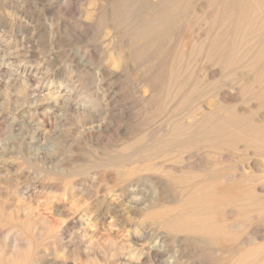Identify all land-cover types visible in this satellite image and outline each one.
Segmentation results:
<instances>
[{
  "label": "bare ground",
  "instance_id": "obj_1",
  "mask_svg": "<svg viewBox=\"0 0 264 264\" xmlns=\"http://www.w3.org/2000/svg\"><path fill=\"white\" fill-rule=\"evenodd\" d=\"M84 1H87L83 4L87 7L80 12L77 20L78 64L82 71L87 73L84 69L95 63L92 76L102 85L107 79L118 82L128 74L129 63H139L147 68V72L139 69L137 73L140 87H137L135 97L130 99L131 105L157 115L166 112L171 105L180 109L191 101L188 121L180 128L167 129L157 140L153 132H149L145 139L141 136L145 142L143 147L134 150L130 156L115 154L97 166L103 170H121L110 178L115 189L104 195L105 209L101 215L91 210L79 213L72 207L67 208L64 214L63 204L59 201L61 198L57 200L60 190L68 198V203H73L71 198L75 196L90 198L94 193L91 187L82 188L83 180L82 185L75 179L64 186L40 182L47 196L43 203L40 200L42 207L48 206L46 210L64 218L62 223L65 225L57 233L59 230L46 227L42 221L32 227L34 220L30 217L8 227L7 231H2L0 227V264L92 263L97 261L95 251L82 258L85 250L82 249L80 254V245L84 240L93 244L94 237L101 236V233L122 234L124 239L123 244L110 243L112 249L104 250V256L100 257L102 264H177L176 251L189 254L203 249L227 255L221 264H264V0ZM71 4L67 7L71 8ZM89 43L92 45L88 50ZM199 60L215 68L216 73L219 71L225 78L232 77L228 82L209 87L207 97L215 98L214 105H209L210 101L206 102L208 105L204 104L202 98L206 94L192 98L195 86L184 85L186 76L183 68L187 69ZM211 76V73L207 74L208 80ZM25 77L22 76V79L25 80ZM32 89L30 96H41V99L53 97L54 100H62L65 97L61 94V86L45 87L42 81H38ZM20 91L22 93L19 94L28 93L24 87ZM105 92L103 90L102 93ZM88 102L78 106V116L79 122L86 121L83 123L91 125L87 128L86 138L92 139L99 136L100 128L97 125L98 130H95L91 118L101 104L93 97ZM47 119L35 120L30 130L29 140L34 146L39 144L35 146L37 152L44 149L42 141L49 132ZM141 119L144 120V117ZM172 131L175 133L172 134ZM95 132H98L97 135ZM204 149L225 159H229L234 151L237 153V150L243 149L248 154L247 162L231 169H216L215 163L203 162ZM174 152L178 155L187 153L190 160H185L180 167H176L182 161L175 160L177 156L173 155L171 160H160ZM171 163L176 165L170 168ZM164 173L172 174V186H167L162 176ZM78 174L79 171H74L71 177ZM104 176L99 173L98 181ZM142 179L149 183L147 190L135 185ZM169 188L173 196L167 194L166 189ZM1 192L0 187V198L5 196ZM16 194L20 202L9 198L0 203V226L10 224L19 217L21 207L27 215L31 213L30 194L18 191ZM40 202L35 209L41 206ZM97 219L102 225L100 229L96 227ZM106 220L108 222L104 225ZM70 224L78 225L77 232H73L74 237L63 235ZM31 228L38 231L37 235L30 233L33 232ZM247 228L252 234L251 241L248 239L251 234L247 238L241 233ZM86 244L83 243V248H87ZM190 264L203 262L193 261Z\"/></svg>",
  "mask_w": 264,
  "mask_h": 264
},
{
  "label": "rangeland",
  "instance_id": "obj_2",
  "mask_svg": "<svg viewBox=\"0 0 264 264\" xmlns=\"http://www.w3.org/2000/svg\"><path fill=\"white\" fill-rule=\"evenodd\" d=\"M63 1L64 0H0V45L1 50L5 51H0V65L2 64L0 67V187L2 189V195L5 194L3 197H6V199L3 197L0 198V203L5 202L9 198L15 200L17 199L16 202H20L19 195L16 194L18 191L28 192V194H30V205L32 206V209H30L31 213L29 215H27V213L23 211V207H21L22 211L21 208L18 210V220L16 218L15 220L13 219L12 223L0 226L2 231H7L8 227L18 225V223H21L22 220H26L30 217H33L34 220V223L31 224L32 227L41 221L46 227H52L55 231L59 230L63 225H65L62 223L64 218L53 215V212L46 210L48 206L42 207V203L46 200L45 197L47 196L46 192L41 188L40 182H44L53 186H64V184H69L70 181L72 182L75 179L78 182L80 181V184L83 180V185L81 184L82 188L91 187L95 194L92 193L93 196L91 194L90 198L83 199L80 196H75L77 199L73 197L71 198L73 203H68V198L65 194H63V191L60 190L57 200H59L58 198H61L59 201L63 204L62 208L64 214L67 213V208L72 207L79 213H83L85 210H91L94 211L95 214L101 215L105 209V202L103 201L104 195H107V192L115 189V186H113L110 182V178H112L117 171L120 172L121 170L110 168L104 169L106 170L104 171L97 166L104 162L106 158L110 159L115 156V154L119 157L130 156L134 150L143 147L145 143L143 142V139L152 134V132L157 140L164 135L167 129L170 130L185 126L187 124L186 121H188L187 116H189V107L192 106L191 101L185 103V105H183L180 109H177V106L175 107L171 105L166 112L157 113L156 115V113L153 114V112L147 113L144 110L141 111L142 109H139V106L131 105L132 102L130 99L135 97L136 90L140 87L137 73L139 72V69L147 72V70H145L147 68H144V66L140 65L139 63H129V71L127 72L128 74L123 76L118 82L117 80L112 81L111 79H107L105 83L102 82V85L95 81V78L93 79L94 75L92 74V69L93 67L95 68V63L89 64V68H86L88 70L84 69V71L87 73L83 72L78 64V48H80V46L78 42L79 29L77 26V20L79 21L80 12H82V10L87 7L86 5H83L87 1L66 0L64 1V6L62 4ZM70 3L72 4L71 8L68 6L70 8L69 9L67 5H70ZM77 10H79V12ZM50 26H52L53 29H51ZM91 45L92 44L90 43L87 44V47L89 46L88 50L91 48ZM183 69L185 70L184 76H186L184 84L185 87L195 86V91L192 98L206 94L205 98H202L204 104H207L209 101V105L216 104L214 97H207V92L209 91V87L211 88V85L213 87V85L216 83L224 81L228 82L232 79V77H226L228 79L227 80L219 71L216 73L215 68H211L209 65L206 66V63H203L202 60L193 62L187 69ZM24 71L25 73H23ZM208 73L212 74L211 77L213 79H209L210 81L207 78ZM22 76L27 77H25V80H23ZM194 79L197 81L195 82ZM21 81L23 85L20 84ZM38 81H42V84L45 87L52 86L53 88L61 86V94L65 97L62 100L61 98L54 100L53 97L41 99V96H30L29 92L33 91L32 88H34ZM26 84L27 86H25ZM21 87H24V89L28 91L26 95L25 93L21 94ZM103 90L104 92L107 91L105 93H107L110 99L105 93V95L102 93ZM108 91H112V93H109ZM19 92L21 93L19 94ZM45 93L46 91H44L43 94ZM101 94L104 95V97L101 96ZM89 96L95 98L101 104L97 109L94 110L91 120H93V125L96 127L95 130H98V127L102 129H99L100 131L98 130L99 133L95 132V135L98 133L99 136L92 139L86 138L87 132H89L87 128H89L91 125L83 123L86 121L79 122L78 116V106L82 105V103L87 105V102L90 101L91 98H89ZM111 96L113 99H111ZM102 97L104 102L103 99H101ZM110 100L112 102L106 104V102ZM147 115H153L155 119L152 116L149 117ZM142 116L144 117V120L141 119L143 118ZM145 116L147 118V123L144 124V122H146ZM43 117L48 118L47 120L49 123L47 129L49 132L42 141V147L44 149H40L37 152L35 149L39 144L37 146L35 145V147L31 143V140H29L31 137L30 130L35 120H41ZM168 124L169 126H167ZM174 133L175 132L172 131V134ZM134 135H136V137ZM141 136L143 139H141ZM136 140L138 144L135 143ZM139 142L142 146L139 145ZM132 145H135L134 147H131L133 150L129 147ZM125 147L126 149H124ZM204 150L205 151H202L203 162L208 163L209 161V164L215 163L214 165L216 169H231L247 162L246 159L248 154L247 152L243 151V149L237 150V153L234 151L229 159L221 158L218 154L208 153V150ZM173 155L177 156V159L175 160L182 161L177 165L171 163V165H169L170 168H172L174 165H176V167H180V165L182 166L185 160H190L187 153L178 155L176 152L160 160H171L174 158ZM62 170L64 172H61ZM74 171H79V174L71 177V174H73ZM101 172L105 176L102 179L100 178V181H98L99 173ZM109 174L111 176H109ZM171 175L172 174L170 173H164L162 175L164 181L168 183V187L173 185V182L170 179ZM64 177L68 180L66 181ZM143 180L144 179L141 181L139 180L135 183V185H137L139 188L143 186L145 190H147L146 186L149 185V183ZM94 188H96L97 191L93 190ZM60 189L62 188L60 187ZM100 190L102 191L100 192ZM166 191L167 194L173 196L170 188L166 189ZM32 196L34 198H32ZM40 200H42V203ZM63 200H65V202ZM97 200H99V202ZM38 201L40 202L41 206L35 209V205ZM120 209H123V207ZM42 211L46 212L43 213ZM22 212L24 213L22 214ZM37 212H39V215ZM53 217L57 221H54L55 219ZM96 222V227L100 229L102 226L101 222L99 219H97ZM107 222L108 220L103 222L104 225ZM71 225L75 227H72ZM96 227H93L92 229H97ZM88 228L90 229V227H87V229ZM31 229V231L34 233H30L32 235L34 234V236L37 235L38 231L33 230V228ZM65 229L67 231L64 232V236L71 235V237H74L73 232H77L78 225L70 224ZM56 232L60 233V230ZM250 232V228L241 231V233H243L247 238L251 234ZM116 235L117 234L108 235L106 233H101L100 236V234H98L94 237L95 241L93 240V244H89V242L84 240L80 245L79 252L80 254H82L83 250L86 252L83 251V255H81V257L85 258L86 255L93 250V252L95 251L96 253V257L98 256L97 261L88 264H94L95 262L97 264H102L100 262V257L104 256V250L112 249L110 247L111 242H115L118 245L124 243L122 234ZM251 236L252 234L248 238L249 241H251ZM107 237L112 239V241H109ZM83 243L88 244L85 245L87 248H83ZM98 245L100 248H98ZM176 252L178 255H176ZM176 252L174 255L176 257L177 264H190L193 261L203 262V264H221L222 259H226L228 257L227 255L223 254L217 255L213 253L211 249L193 251L192 253L190 252V258L188 257L190 256L188 253H182L181 251ZM179 254L183 255L179 256ZM215 261L216 263H214Z\"/></svg>",
  "mask_w": 264,
  "mask_h": 264
}]
</instances>
